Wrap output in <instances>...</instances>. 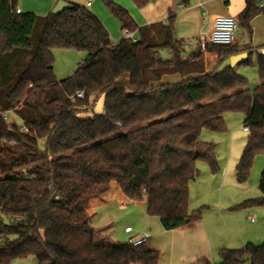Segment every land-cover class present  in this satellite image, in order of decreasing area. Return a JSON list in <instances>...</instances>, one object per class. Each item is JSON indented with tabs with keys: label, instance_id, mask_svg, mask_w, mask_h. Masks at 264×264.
<instances>
[{
	"label": "trees",
	"instance_id": "1",
	"mask_svg": "<svg viewBox=\"0 0 264 264\" xmlns=\"http://www.w3.org/2000/svg\"><path fill=\"white\" fill-rule=\"evenodd\" d=\"M132 1L139 8L151 2ZM105 4L136 40L112 44L101 20L81 5L41 17L18 12V0H0V264L30 256L37 264H158L160 252L146 243L100 239L86 205L116 183L133 202L145 201L147 214L165 230L200 221L203 208L189 211L190 183L200 175L199 163L220 169L215 145L200 135L224 132L229 112L244 113L248 133L236 166L240 183L264 153V54H257L259 81L252 89L237 68L251 64L253 49L207 43L205 51L217 53L220 62L206 72L205 51L196 47L186 55L185 42L176 37L175 12L166 23L139 27L122 6ZM259 14L261 0H246L238 22L251 33ZM54 48L87 56L58 80ZM242 52L245 60L217 71ZM172 74L181 81L160 83ZM77 90L85 98L73 103L69 97ZM100 98L103 112L95 114ZM6 112L21 123H10ZM259 189L260 197L239 206L264 207V169ZM219 259L264 264V243L221 249Z\"/></svg>",
	"mask_w": 264,
	"mask_h": 264
},
{
	"label": "rangeland",
	"instance_id": "2",
	"mask_svg": "<svg viewBox=\"0 0 264 264\" xmlns=\"http://www.w3.org/2000/svg\"><path fill=\"white\" fill-rule=\"evenodd\" d=\"M100 1L114 20L110 25L115 24L120 30L121 23L118 18L107 8L105 0ZM123 1L137 8L132 0ZM263 1L264 0H262V5ZM113 2L122 6L124 9H128L120 2L114 0ZM186 7H188V5H186ZM257 24V32L258 36H260L261 32L264 33V18L260 17ZM184 41L185 54L187 55L195 50V48L187 46L189 40ZM236 42H238L239 45H250L251 42L250 33L247 28L240 23H238ZM53 54L55 58L54 73L58 79H64L71 75L87 56L86 51L66 48H54ZM162 55L165 59L171 57L168 51H162ZM251 60V64L240 65L237 70L247 78L250 88L253 89L259 81L256 53H253ZM127 78L128 75L126 74L123 79L127 80ZM169 78H173L174 81L178 78V75ZM94 112L95 114L103 112V98L98 99L95 103ZM91 113L92 111L89 114ZM244 120L245 115L242 112L226 113V130L224 132L217 133L203 130L200 135L201 140L212 142L215 145L220 168L218 172H212L208 165L199 163L200 175L190 183L189 211L192 212L203 208L201 224H203V227L205 226L204 228L206 230L203 239L200 241H193V233H190V236L184 237L183 234L178 231L172 232L171 230H164L160 219L158 217L149 216L146 211V206L140 202L136 204H123L117 201L112 205L100 203L95 206L94 203L97 202L98 199L91 200L86 205V214L91 225H94L93 227L95 228L98 227L103 229L115 242L120 243L127 242L130 235L149 233L151 238L146 245L160 252L158 264H195L197 262L195 258L199 253V249L202 247L212 264H219V250L228 249L227 247L220 246L225 233L231 229V226H225L226 221L231 219L228 217H238L244 210L250 208L239 205L246 200L256 199L262 194L259 189V180L264 169V153L256 156L250 176L246 182L240 183L236 178V166L246 145L248 134L247 130L244 129ZM17 123H21L20 120H17ZM39 147L41 149L44 148V141H39ZM255 208H259L264 212V207L262 206ZM219 212L226 218L218 216ZM128 225L134 230L132 234L125 232V227ZM262 243H264V240L255 245H260ZM11 264H37V260L34 256H30L25 259L15 260Z\"/></svg>",
	"mask_w": 264,
	"mask_h": 264
},
{
	"label": "crops",
	"instance_id": "3",
	"mask_svg": "<svg viewBox=\"0 0 264 264\" xmlns=\"http://www.w3.org/2000/svg\"><path fill=\"white\" fill-rule=\"evenodd\" d=\"M60 0H18V12H30L34 13L38 16L45 17L51 13L52 9ZM68 4H77L86 7L92 13H94L104 24L106 29L109 32L110 40L112 44H116L121 40L127 37L126 30H119L115 24L113 23V19L108 14L104 6L102 5L100 0H65ZM113 1V0H111ZM122 3L128 9H126L129 14L134 18L135 22L139 27L150 25L157 22L166 23L168 20V14L170 11L176 13V19L174 22V30L176 37L180 40H190L194 38L201 37L204 33H207L211 27L215 17L221 15L233 16L237 22L240 13L243 11L246 5V0H190L188 7L183 5L180 0H151V2L142 7V8H134L131 5H128L123 0H114ZM261 6L264 7V1ZM203 17V19H202ZM260 17L264 18L263 14H259L251 21V42L250 45H239L237 41V33H236V43L241 50H246L252 48L254 53L256 54H264V33H260L258 36V24L257 21ZM239 23V22H238ZM136 36L135 34L133 35ZM185 42V41H184ZM196 48V47H194ZM205 51V50H204ZM219 58L217 53L215 52H207L205 51V69L206 72L212 71L218 64ZM72 70V69H71ZM75 71V70H74ZM73 71V72H74ZM71 72V71H70ZM73 73H71L72 75ZM178 74L165 75L160 83L170 84L181 81L182 77L178 75V78L173 81V78ZM70 76V75H69ZM57 78V77H56ZM58 79V78H57ZM61 80V79H58ZM9 120L14 123L17 122L18 117L13 113H8ZM21 122V121H20ZM247 140V139H246ZM199 165V164H198ZM236 171V170H235ZM190 192V186H189ZM190 199V197H189ZM117 201L122 202L123 204L129 203H139L133 202L129 198H127L122 192L121 188L116 184H112V188L108 194L102 199H98L97 202L94 203L95 206L98 204H107L112 205ZM146 206L145 201L140 202ZM190 206V200H189ZM228 209V208H227ZM218 216L222 218H226L222 215L221 212L218 213ZM225 223L226 227H230L231 229L227 231L223 237V241L220 243V246L227 247L228 249H237L242 248L248 243L257 244L264 240V212L259 208H249L244 210L242 214L238 217H228ZM94 226V225H92ZM131 227V226H126ZM125 227V228H126ZM205 227V226H204ZM201 224V220L198 222H194L188 224L186 226L180 227L178 229L171 230L172 232H180L184 237L190 236V233H193V241H200L205 237L206 230ZM95 228V227H94ZM97 231H100L102 240L115 242L107 232L103 231V229L96 227ZM193 229V230H189ZM165 230V229H164ZM132 232H126L128 234H132ZM144 233L132 236H141ZM149 234V233H148ZM150 235V234H149ZM128 238V239H129ZM151 238V235L149 239ZM148 239V240H149ZM147 240V242H148ZM146 242V243H147ZM149 247V246H148ZM150 249L156 250L153 247H149ZM195 264H212L211 260L207 257L204 248L199 249V253L197 254Z\"/></svg>",
	"mask_w": 264,
	"mask_h": 264
},
{
	"label": "built area",
	"instance_id": "4",
	"mask_svg": "<svg viewBox=\"0 0 264 264\" xmlns=\"http://www.w3.org/2000/svg\"><path fill=\"white\" fill-rule=\"evenodd\" d=\"M238 30V22L233 16L228 15H221L214 18L211 29L204 33L200 38L189 40L187 42V46L189 47H200L202 51L206 49L207 43L212 44H232L236 41V33ZM126 38H132L136 40L132 33L126 31ZM70 100L73 103H77L78 100H82L85 98V91L84 90H77L73 95H71ZM90 110V108H89ZM91 112V110H90ZM8 113L4 114V117L8 118ZM94 115V113H91ZM10 123H12L10 121ZM120 126V124L118 123ZM247 130V127H244ZM21 131L24 133H28L29 129L25 124H22ZM126 232H132L131 227L125 228ZM150 235L148 233H144L141 236H132L128 239L127 242L133 245H141L147 242Z\"/></svg>",
	"mask_w": 264,
	"mask_h": 264
},
{
	"label": "water",
	"instance_id": "5",
	"mask_svg": "<svg viewBox=\"0 0 264 264\" xmlns=\"http://www.w3.org/2000/svg\"><path fill=\"white\" fill-rule=\"evenodd\" d=\"M68 2L65 0H60L55 7L52 9L51 13L53 15H59L61 14L67 7H68ZM247 52H242L239 54H235L224 60L221 65L218 68V72L223 71L227 66L234 67L237 65L239 62L245 60L247 58Z\"/></svg>",
	"mask_w": 264,
	"mask_h": 264
}]
</instances>
